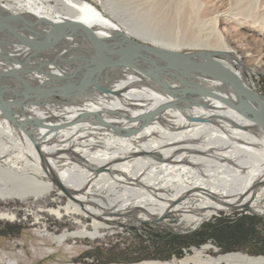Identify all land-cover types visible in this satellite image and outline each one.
Returning <instances> with one entry per match:
<instances>
[{"label":"bare ground","instance_id":"bare-ground-1","mask_svg":"<svg viewBox=\"0 0 264 264\" xmlns=\"http://www.w3.org/2000/svg\"><path fill=\"white\" fill-rule=\"evenodd\" d=\"M223 21L264 32V0H0V201L56 189L65 203L42 211L80 223L51 236L58 245L117 226L264 216V95ZM212 247L135 264H264L204 257Z\"/></svg>","mask_w":264,"mask_h":264},{"label":"rangeland","instance_id":"rangeland-1","mask_svg":"<svg viewBox=\"0 0 264 264\" xmlns=\"http://www.w3.org/2000/svg\"><path fill=\"white\" fill-rule=\"evenodd\" d=\"M232 23L223 21L218 29L230 49L245 50L247 56L242 58L244 62L241 66L251 80V88L257 94L264 95V32ZM178 48L183 52L190 51L184 45ZM256 64L258 66L252 69ZM238 66L235 64V67ZM54 190L45 198L33 202L31 199L0 201V211L15 215L11 220L0 219V264L179 261L191 257L195 250L205 244L213 247L204 250V257H216L227 252L264 256V216L248 208L214 214L195 229L181 225L179 230H172L149 223L142 227L117 226L101 230L98 238H69L58 245L51 242L50 237L65 230L74 231L80 227V223L73 215L57 217L42 211L43 205L57 207L65 203L66 198ZM79 218L90 230V217ZM169 223L178 224L179 220L170 217Z\"/></svg>","mask_w":264,"mask_h":264},{"label":"water","instance_id":"water-1","mask_svg":"<svg viewBox=\"0 0 264 264\" xmlns=\"http://www.w3.org/2000/svg\"><path fill=\"white\" fill-rule=\"evenodd\" d=\"M252 97H255L254 95H252Z\"/></svg>","mask_w":264,"mask_h":264}]
</instances>
